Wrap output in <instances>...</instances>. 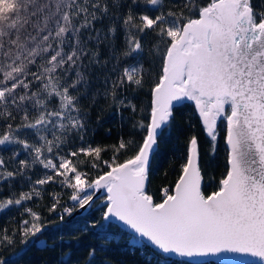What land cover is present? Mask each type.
<instances>
[{"label": "snow or ice", "instance_id": "1", "mask_svg": "<svg viewBox=\"0 0 264 264\" xmlns=\"http://www.w3.org/2000/svg\"><path fill=\"white\" fill-rule=\"evenodd\" d=\"M187 103L211 158L223 141L224 171L206 181L193 134L174 183L152 193L153 154ZM105 109L122 122L129 113L112 145L89 139L93 113L99 127ZM4 188L0 214L19 219L0 227V264H29L37 243L60 247L59 264H95V246L75 259L70 241L106 237L114 221L130 247L149 252L142 264L173 255L264 264V0H0ZM45 196L52 220L30 206ZM93 208L99 219L82 214L66 242L65 216ZM49 226L58 234L50 247L39 239Z\"/></svg>", "mask_w": 264, "mask_h": 264}, {"label": "trees", "instance_id": "2", "mask_svg": "<svg viewBox=\"0 0 264 264\" xmlns=\"http://www.w3.org/2000/svg\"><path fill=\"white\" fill-rule=\"evenodd\" d=\"M172 4H178L180 0H171ZM253 6L256 8L261 7V0H252ZM123 43V36H119L117 44ZM147 63V60L145 61ZM159 69V63L156 62L153 71L155 77L156 71ZM148 89H144V94L138 96V102L143 104L148 103L147 96ZM129 113H124V121L122 122L120 117L112 115L107 109L104 112V119L99 127L95 125V113H93V124L90 125L95 135L89 137L95 144L112 145L116 142L118 136L126 135L129 129L127 123ZM191 125V126H190ZM109 130H111L109 132ZM197 135L200 138V163L206 174V181L211 177H215L217 180L220 174L224 171V150L223 141H220L217 154L215 158L209 156V144L203 136L200 125L196 118L193 116L192 105L190 103L184 106L176 107V119L174 120L170 134L162 139L156 153L153 156L151 164V176L148 190L152 193H157L162 186H171L179 171V163L181 154L186 147V138L191 135ZM7 157L8 153L4 154ZM110 155V154H109ZM107 158V157H106ZM58 190V189H57ZM210 191V189H206ZM9 194L8 189L4 188L0 190V197L7 196ZM157 199L159 197L157 196ZM49 199L47 196L43 200L30 202V206L35 210L42 213L47 220H52L55 217V213L49 214L46 205ZM63 202L67 206H71V202L68 197L63 196ZM75 211V210H74ZM73 211V213H74ZM89 220L99 219L100 213L91 209L83 215ZM15 217L19 219V213L17 210H8L3 214H0V227L8 226L9 228L14 226L15 221L12 219ZM82 216L72 218L71 216H65V221L62 225L63 235L65 241H69L70 236L76 232V227L81 222ZM58 222V221H57ZM129 233L120 229L117 225L112 223V226L108 229L106 237H102L94 231L87 233L79 239H71L72 249L75 253V259H80L88 255V247L95 246L97 249L95 264H142L144 255H148L149 252L139 248L133 249L128 244ZM58 234L52 226H49L44 234L39 239L47 242L50 247L57 241ZM11 255V253H9ZM61 257V248L57 247L55 251L46 250V248L37 243L31 247L28 252V256L25 257L29 261V264H59V258ZM107 258V259H105ZM167 264H188L180 260L165 258ZM202 264H217V263H202Z\"/></svg>", "mask_w": 264, "mask_h": 264}, {"label": "water", "instance_id": "3", "mask_svg": "<svg viewBox=\"0 0 264 264\" xmlns=\"http://www.w3.org/2000/svg\"><path fill=\"white\" fill-rule=\"evenodd\" d=\"M178 106H180V105H177L176 107H178ZM157 149H156V151H157ZM156 151L154 152V154L156 153ZM154 154H153V156H154ZM152 159H153V157H152ZM98 195H103V193H100ZM85 213H87V212H85L83 209H77V210L74 211V213L72 214L71 217L72 218H76V217L82 216V214L84 215ZM113 224L117 225L120 229H122L123 231H125V232H127V233H129L131 235V233L123 225L118 224L115 221L113 222ZM167 258L180 260V261H183V262H187V261L182 260L181 258H179L177 256H174V255L173 256H169ZM251 259L252 258H250V257H246V256H242V255L232 256V257L228 258L227 260H225L222 257H210L206 261H203L202 263L246 264V262H249Z\"/></svg>", "mask_w": 264, "mask_h": 264}]
</instances>
